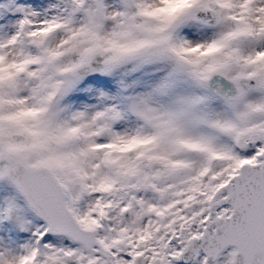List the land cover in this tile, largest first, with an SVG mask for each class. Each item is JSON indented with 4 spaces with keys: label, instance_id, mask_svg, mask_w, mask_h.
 Wrapping results in <instances>:
<instances>
[{
    "label": "snow or ice",
    "instance_id": "1",
    "mask_svg": "<svg viewBox=\"0 0 264 264\" xmlns=\"http://www.w3.org/2000/svg\"><path fill=\"white\" fill-rule=\"evenodd\" d=\"M0 264H264V0H0Z\"/></svg>",
    "mask_w": 264,
    "mask_h": 264
}]
</instances>
